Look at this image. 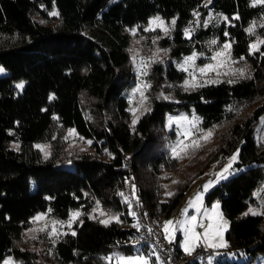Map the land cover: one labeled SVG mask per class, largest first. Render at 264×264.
<instances>
[{
	"label": "trees",
	"instance_id": "obj_1",
	"mask_svg": "<svg viewBox=\"0 0 264 264\" xmlns=\"http://www.w3.org/2000/svg\"><path fill=\"white\" fill-rule=\"evenodd\" d=\"M207 1L0 0V66L9 71L0 76V264L7 257L21 264H109L110 251L147 253L151 246L133 227L137 220L125 193H131L142 219L146 221L147 212L161 232L163 219L178 208L197 177L236 148L237 165L249 167L211 188L206 201L219 200L228 219L225 249L240 260L222 253L214 264H251L264 256V213L245 211L254 192L264 189V141L253 137L264 114V43L252 52L243 77L230 74L188 90L178 86L175 100H154L147 116L133 130L129 126L126 87L133 72L126 28L146 23L156 13L178 14L176 29L155 43L167 50V58L186 54L187 43L196 40V46L202 37L203 44L206 37L223 42L225 16L237 15L244 27L254 28L248 36L228 29L236 39L233 57L239 62L244 63V43L264 41L262 6H253V0H210L203 8ZM54 9L58 15L50 16ZM200 9H211L215 17L186 38L185 26L192 25L193 11ZM87 25L95 27L90 35L83 31ZM63 54L79 57L87 70H72L59 59ZM18 82H24L23 88L18 89ZM174 109L194 112L200 126L213 133L215 146L188 151L186 166L194 172L176 181L169 196L157 175L175 163L168 148L174 134L165 125ZM54 114L65 128L92 141L91 152L63 151L54 162L42 158L34 142ZM12 141L18 149L9 147ZM262 201L264 210V196ZM93 204L120 222L105 226L85 212L74 225L75 235L62 234L54 241L22 236L37 212L47 211L63 222L72 211ZM178 239L172 244L181 256L185 253Z\"/></svg>",
	"mask_w": 264,
	"mask_h": 264
},
{
	"label": "rangeland",
	"instance_id": "obj_2",
	"mask_svg": "<svg viewBox=\"0 0 264 264\" xmlns=\"http://www.w3.org/2000/svg\"><path fill=\"white\" fill-rule=\"evenodd\" d=\"M253 3V1H252ZM209 4V0L203 4V8H207ZM260 5L264 8V5ZM204 10V11H203ZM52 12H56L55 9L49 12L50 16ZM264 13V9L262 11ZM57 16V15H56ZM156 17H159L161 20L165 22V26L168 28L167 34L157 26L152 25L150 22L155 19ZM215 17V14L211 11V9H200L199 11H193L192 14V22H190L193 27V29L198 28H204L209 22L212 21V19ZM227 17V20L224 18ZM223 18V21L226 23V29L223 33L227 36V38L223 41L218 43L214 38L212 37H206L209 41L208 43L203 44L202 40L205 39V37H202L199 40L198 45L194 46V43H196V40L189 41L187 43L188 46V52L186 54H183L179 56L178 58H167V50L162 47V50H160L159 47L155 46L156 41L161 38L163 35L168 36L170 35L173 30L176 29V26H178V14H173L170 16L163 15L161 13H156L152 15L146 23L141 24H135L133 27H129L125 29V32L129 34V42L126 47V50L129 54V58L131 59L132 63V79L130 80V83L126 87V95L128 100V111L130 113V119H129V126L131 130L134 129V126L139 118L146 117L147 113L149 112L152 103L154 100L158 99H165V97H168L169 100H175L174 90L176 87L180 86L182 88H185L184 85L186 82L191 81L193 77H195L196 81L198 83H210L208 81H216L219 82L223 79L224 76H230L225 75L224 73L228 72L229 69L236 72V74H239V70H246L247 66L246 64L248 62H251V54L253 52L251 45L252 44H261V39L251 41L249 44L244 43V55H242V59H244L243 62H239V59H235L234 53H233V47L235 46L236 39L233 36V33L230 32L228 29L233 28V30L240 31L243 34H249L248 29L250 27H253L252 24H249L248 26L244 27L243 24L237 19V15L232 16H225ZM175 20V25H172V21ZM190 25V24H189ZM187 26V25H186ZM185 26V27H186ZM145 29H153V30H145ZM95 27H91L90 25H87L84 28V32L88 35H90L92 32H94ZM133 32L135 34H133ZM187 31H185L184 36L186 38H191L190 34H186ZM204 38V39H203ZM212 41H216V43H212ZM230 44V49H225L224 45ZM219 52H225L226 56L219 57V60L225 61L227 60L224 67H221L218 69L220 72V75H217L216 72H210L207 75H201L198 71L199 68H202L208 64L216 65L217 60L212 59L217 55ZM195 55L196 59L194 61V68L188 67L185 64V60L188 57H191ZM59 59L66 61L72 70L75 71H81L85 72L87 70V64L81 60L79 57L74 55H58ZM230 57V59L228 58ZM188 67V71H182L181 67ZM0 76L8 75L9 71L5 70L3 67L0 66ZM146 73V74H145ZM191 74V75H190ZM215 82V83H216ZM23 84L24 82H18L16 86ZM145 85H150V87H145ZM18 89H21L18 87ZM133 110H135V114H133ZM170 121L171 126H169ZM165 125L168 130L172 131L174 134L172 139L169 142V156L171 158L175 159V163L172 167H168L166 169L161 170L157 178H159L164 186V195H167L168 193H171L175 188V182L178 180L185 179V176H188L189 174H192L194 172L193 169H189L186 166V162L188 160V151L191 149L189 148L187 150V154L181 153V158L177 159L176 154L173 152V148L179 144L181 141H183L185 144H191L192 140L200 139L201 146H204L208 149L214 148L215 143L212 142V139L210 138L207 142H205L202 137L205 133L211 132V130H206L200 126L199 123V117L191 111L184 110V109H174L172 112L168 113L165 119ZM194 125V126H193ZM186 129H191L193 135L191 137L185 136L183 133ZM199 129V131H197ZM74 131L76 135H69L70 132ZM254 139L257 142L264 141V114L260 117L258 124L256 125L255 132L253 134ZM90 142V143H89ZM92 141L90 139H85L81 135H79L73 128H65L61 123V118L59 115L54 114L52 116V119L49 123V126L46 128L44 132L41 133V135L35 140L34 146L37 148V145H45L47 146V152L49 153L47 156H45V153L42 152L39 148V151L41 153V156L43 159L50 160L54 162L58 155L65 151L66 154L72 155V154H80V153H87L91 152ZM9 147L13 149H18L19 145L18 142H10ZM239 153L238 148L234 149L230 154H228L223 162L220 165L217 166H209L203 174L199 177H197V180L194 184V186L185 194L184 199L182 200L181 204L178 206V208L169 216L165 217L161 224V234L165 238V234L163 232V225L166 221L172 220L177 221L182 219V212L184 209L188 208V216L191 217L193 215L197 216V222L198 224H204L205 227H207L209 224H212L213 226H221V230L223 232V240L227 245L226 239H225V231L228 228V219L223 214L220 203L218 199H214L210 203H207L206 196L207 193L210 191L211 188H213L215 185H217L220 182L226 181L227 179L231 178L232 176L236 175L237 173L241 172L242 170H245L247 165H237L239 162V157L237 158V161L233 163L232 169L228 173L224 174V178L220 177V173L223 171L225 167H227L229 161L231 160V157L235 155L236 153ZM128 161L126 162V166ZM69 167H71V164L68 163ZM128 169L130 168L127 166ZM207 188V191H205V187L209 186ZM198 194H202V203L203 208H201L200 213H197L195 208H189V201L194 200L195 197ZM264 189L258 188L252 198V201H249V204L246 207V212H250V209L256 210L257 212H260L261 214L264 213V210L261 209V204L263 200ZM130 196L132 197L131 193ZM133 198V197H132ZM218 204L219 209L218 212L222 214V217L220 215H213L211 218H206L204 216V211L208 210L209 212L212 211L213 206ZM82 206L85 204H81ZM79 212L87 213L88 218L90 219H99L100 221L108 219L109 217H117L116 215H100L101 210L96 207L94 204L89 209L87 207L78 208L71 212L70 217L65 221H59L52 217L47 211L46 212H37L32 217L29 218L27 221L26 227L22 231L23 238L28 239H48L50 238L51 241H54L57 239V237H60L62 234L66 233H73L74 225L80 224L81 219H78L79 217L73 219L72 213ZM44 216L45 219L42 221H35V217L37 216ZM53 221L62 222L63 226L61 224H56L55 227L57 229L58 235L53 237L50 235L52 231ZM71 221V227H68V222ZM227 221V227L223 228V222ZM116 222L115 220H112L110 223ZM46 226L45 231H40L39 229L44 228ZM204 228L197 226L196 231L199 233L204 232ZM42 236H45L44 238ZM177 236L178 239V247L184 251L183 243H184V235L182 231H176L175 233V239L172 243L175 242ZM218 237L217 241L218 242ZM168 241L167 239H165ZM204 247V248H210L214 251V256L207 260V262H200L199 264H214L215 259L222 253H226L224 258L228 260L235 259L236 261H239L240 258L235 257L233 253L227 252L225 247H208L207 244L201 239L199 241V244L197 247ZM196 248V247H195ZM152 249V247H151ZM148 249L147 253L141 252V251H135L132 253H123L119 250L110 251L107 254V262L109 264H117V261L115 259V256L117 254L123 255V256H136V255H143L147 257L150 261V264H162L160 259H157V255L155 251L152 249ZM185 253V251H184ZM187 254V253H186ZM111 258V259H109ZM10 259L13 264H21L17 261H13L11 258L7 257L5 260ZM4 260V261H5ZM3 261V262H4ZM3 262L1 264H3ZM251 264H264V256H257Z\"/></svg>",
	"mask_w": 264,
	"mask_h": 264
},
{
	"label": "snow or ice",
	"instance_id": "obj_3",
	"mask_svg": "<svg viewBox=\"0 0 264 264\" xmlns=\"http://www.w3.org/2000/svg\"><path fill=\"white\" fill-rule=\"evenodd\" d=\"M210 2V0H209ZM257 4H261L264 5V0H253V6H256ZM51 15L56 16L58 15V13L56 12H52ZM238 19V17H236ZM225 20H227V17L224 18ZM152 25L160 27L166 34L168 32V28L165 26V22L163 20H161L159 17H156L155 19H153L150 22ZM172 25H175V20H173ZM147 30H153V29H145ZM254 28L250 27L248 29L249 33H253ZM133 34H135L133 32ZM186 34H188L186 32ZM212 43H216V41H212ZM260 43H264V41H261ZM230 44H225L224 48L225 49H230ZM251 48L253 50V52L255 51H259V47L258 44H252ZM262 55H264V53H262ZM222 56H226L225 52H219L217 53V55L215 57H213L212 59L217 60V64L216 65H212V64H208L202 68H199L198 71L201 75H207L210 72H216L217 75H220V72L218 71L219 68L224 67L227 60L225 61H221L219 60V57ZM230 59V57H228ZM196 59V56L193 55L191 57H188L185 60V64L188 67H193L194 68V61ZM188 67H181L182 71L187 72L188 71ZM0 71H2V69H0ZM146 74V73H145ZM225 75H235L236 72L232 71L231 69H229L228 72L224 73ZM191 75V74H190ZM239 75L240 76H244V72L243 70H239ZM210 83H215L216 81H208ZM232 81H229V83H231ZM204 86V83H198L195 79V77H193V79L191 81H188L185 83L184 87L185 90H188L189 88L191 89H195L197 87H202ZM18 87L23 88V84L18 85ZM145 87H150V85H145ZM165 99H168V97H165ZM231 111V109H229ZM133 114H135V110H133ZM171 121L169 123V126H171ZM194 126V125H193ZM197 131H199V129H197ZM185 136L187 137H191L193 135L192 130L191 129H186L183 133ZM69 135H76V133L74 131L70 132ZM213 135L212 132H207L203 135L202 139L207 142L211 136ZM90 143V142H89ZM201 147V143H200V139H196V140H192L191 144H185L183 141H181L179 144H177L172 150L173 152L176 154V158L180 159L181 158V153L187 154V150L189 148L191 149H198ZM37 148H39L42 152L45 153V156H47L49 153L47 152V146L45 145H37ZM239 156V153L237 152L235 155H233L231 157V160L229 161L227 167H225L223 169V171L219 174L221 178H224V174L228 173L230 171V169H232V165L233 163H235L237 161V158ZM210 187L206 186L205 187V191H207V188ZM123 195V194H121ZM167 195L171 196L173 195V193H168ZM189 208H195L197 213H200L201 208H203V203H202V194H198L194 200L189 201ZM219 209V205L216 204L213 206V209L211 212H209L208 210L204 211V216L206 218H211L214 214L215 215H220L222 217V214H220L218 212ZM250 212L252 215H260V212H257L256 210H252L250 209ZM80 213L79 212H74L72 213V217L73 219L79 217ZM100 215L104 216L106 215V213H104L103 211L100 212ZM133 217H135V213H132ZM247 215V213H246ZM45 217L44 216H37L35 217V221H42L44 220ZM112 220H115L117 223H119V218L118 217H109L108 219L102 220L101 223H103L105 226H107ZM53 227H52V231L50 233L51 236L55 237L58 235L57 229L55 227L56 224H61V226H63L62 222H58V221H53L52 222ZM197 226L204 228V232L203 233H199L196 231ZM68 227H71V221L68 222ZM133 227H139V224H135L133 225ZM227 227V221L223 222V228ZM40 231H45L46 230V226L44 228L39 229ZM182 231L183 235H184V243H183V248L185 253L187 254H191V252L195 249V247L198 246L199 241L201 239H203V241L207 244L208 247H212V248H216V247H226V243L223 240V232L221 230V226H213L212 224H209L207 227H205L204 224H198L197 222V216L193 215L191 217L188 216V208L184 209L182 212V219L177 220V221H166L163 225V232L165 234V239L168 240L169 243H172L173 240L175 239V233L176 231ZM151 231V230H149ZM72 235H75V232L72 233ZM217 237L218 242H213V241H217ZM111 259V258H109ZM115 259L117 261V264H150V261L147 257L143 256V255H136V256H123V255H119L117 254L115 256ZM157 259H159V257H157ZM3 264H13V262L8 259L5 260L3 262Z\"/></svg>",
	"mask_w": 264,
	"mask_h": 264
},
{
	"label": "built area",
	"instance_id": "obj_4",
	"mask_svg": "<svg viewBox=\"0 0 264 264\" xmlns=\"http://www.w3.org/2000/svg\"><path fill=\"white\" fill-rule=\"evenodd\" d=\"M193 30L191 25L185 27V31L188 33H192ZM125 197L131 201V210L136 214V220L139 224L138 230L143 241L152 247L162 264H193L213 257V250L204 247L195 248L191 254L178 255L173 244L166 241L158 228L151 222L147 212H145L146 221L142 219V214L128 191L125 193Z\"/></svg>",
	"mask_w": 264,
	"mask_h": 264
},
{
	"label": "crops",
	"instance_id": "obj_5",
	"mask_svg": "<svg viewBox=\"0 0 264 264\" xmlns=\"http://www.w3.org/2000/svg\"><path fill=\"white\" fill-rule=\"evenodd\" d=\"M182 251V250H181ZM184 253V251H182ZM186 254V253H185Z\"/></svg>",
	"mask_w": 264,
	"mask_h": 264
}]
</instances>
